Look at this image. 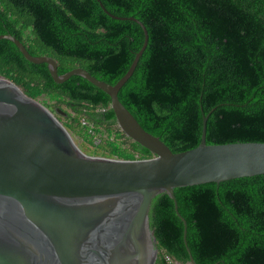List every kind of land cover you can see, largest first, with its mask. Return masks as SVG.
Instances as JSON below:
<instances>
[{
    "label": "trees",
    "instance_id": "1",
    "mask_svg": "<svg viewBox=\"0 0 264 264\" xmlns=\"http://www.w3.org/2000/svg\"><path fill=\"white\" fill-rule=\"evenodd\" d=\"M148 43L118 92L119 101L173 153L200 144L264 143V0H0V35L19 40L32 56L46 55L58 74L82 68L114 85ZM0 76L27 97L45 96L69 134L93 146L88 127L113 136L97 156L135 160L152 154L117 127L110 98L79 76L55 83L46 64L27 61L0 40ZM41 104L50 108L45 102ZM104 110V111H102ZM72 136V135H71ZM149 211L158 250L196 264H264V174L174 189ZM189 251H188V250Z\"/></svg>",
    "mask_w": 264,
    "mask_h": 264
},
{
    "label": "water",
    "instance_id": "2",
    "mask_svg": "<svg viewBox=\"0 0 264 264\" xmlns=\"http://www.w3.org/2000/svg\"><path fill=\"white\" fill-rule=\"evenodd\" d=\"M100 6L114 19L138 23L144 33L140 50L114 85L79 67L59 75L53 58L30 55L9 34L0 40L12 42L27 61L46 64L55 83L79 76L107 94L119 130L152 157L83 153L55 115L66 116L64 111H50L0 76V264H155L149 211L157 195L173 200L186 244L174 189L264 174V143L208 145L205 116L200 144L178 153L140 126L118 92L147 47V31L136 19ZM188 264H196L191 256Z\"/></svg>",
    "mask_w": 264,
    "mask_h": 264
},
{
    "label": "built area",
    "instance_id": "3",
    "mask_svg": "<svg viewBox=\"0 0 264 264\" xmlns=\"http://www.w3.org/2000/svg\"><path fill=\"white\" fill-rule=\"evenodd\" d=\"M104 111V110H102ZM82 124L86 125L88 127V133L91 135L92 140H93V146L94 148L99 147L102 142L106 139L109 138V140L113 139V136H108L105 132H99L97 133L93 127L92 124L87 123L86 121L82 120ZM163 259H164V263L165 264H188V263H183L175 258H173L172 256L163 253Z\"/></svg>",
    "mask_w": 264,
    "mask_h": 264
},
{
    "label": "rangeland",
    "instance_id": "4",
    "mask_svg": "<svg viewBox=\"0 0 264 264\" xmlns=\"http://www.w3.org/2000/svg\"><path fill=\"white\" fill-rule=\"evenodd\" d=\"M37 101L41 102H45L46 104L49 105V110L54 112L55 109H61L64 112H70V110L68 108H66L65 106H62V108H58V107H53L51 105V103L47 100V97L42 96L40 97ZM55 114V113H54ZM57 115V114H55ZM72 139L74 141V143L76 144V146L85 154L88 155H94L97 156L98 155V151L96 148L92 147L91 144H88L86 141H83L79 136L77 135H73L71 134Z\"/></svg>",
    "mask_w": 264,
    "mask_h": 264
}]
</instances>
